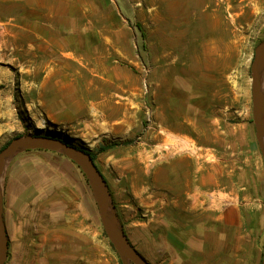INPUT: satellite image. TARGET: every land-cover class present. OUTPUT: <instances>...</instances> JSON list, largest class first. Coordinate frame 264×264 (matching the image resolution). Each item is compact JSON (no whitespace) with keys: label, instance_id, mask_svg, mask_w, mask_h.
<instances>
[{"label":"rangeland","instance_id":"1","mask_svg":"<svg viewBox=\"0 0 264 264\" xmlns=\"http://www.w3.org/2000/svg\"><path fill=\"white\" fill-rule=\"evenodd\" d=\"M80 30L79 84L61 92L40 83L44 69L33 78L5 63V82L24 81L31 95L16 88L14 100L0 101V151L16 137L48 135L97 153L114 222L151 264H180L181 237L194 226L212 241L206 264H261L264 131L259 140L252 65L264 41V0H80ZM76 72L70 68V78ZM261 84L264 92V70ZM128 139L133 143L98 152ZM195 151L227 164L225 199L240 211L227 213L221 234L216 218L224 212L193 223L187 212L164 209L172 198L158 193L167 184L178 187L180 157ZM0 187L7 226L13 236L29 233L31 249L44 248L46 223L57 214L65 221L59 214L77 204L80 264L112 258L134 264L118 254L86 174L63 153L19 152L8 160ZM46 245L42 255L52 264ZM21 249L12 245L16 256L6 264Z\"/></svg>","mask_w":264,"mask_h":264},{"label":"crops","instance_id":"2","mask_svg":"<svg viewBox=\"0 0 264 264\" xmlns=\"http://www.w3.org/2000/svg\"><path fill=\"white\" fill-rule=\"evenodd\" d=\"M80 36H82L80 0H0V101L14 100L16 88L22 90L23 97L27 98V94L31 95V92L26 93L24 81H21L19 86L15 78L5 82L3 67L6 62H11L16 68L29 70V75L33 78L39 77L41 75L39 70L44 69L43 80L40 83L51 85L53 91L61 92L63 86L67 88L71 84H79L82 47ZM70 68L77 70L76 81L74 77L70 78ZM32 84L36 85L37 82L32 81ZM17 94L20 98V94ZM179 161L178 187L174 182V185L167 184L158 190L161 196L172 198L168 204L163 205V208L187 212L189 221L193 223L198 220L207 223L213 219V212H224V218L223 216L216 218L220 221L217 225L221 234L223 226L226 227L223 224L228 223L227 213L240 211L238 206L230 209L228 198L225 199L230 195L226 162L217 157H204L198 151L180 157ZM45 197H49L48 193ZM223 197L226 203L223 202ZM72 203H75V200ZM59 215L65 216V221H59L57 214L46 223L48 226L44 227V243L43 246L41 245L44 248L38 250L33 247L31 249L33 243L29 242V233L21 232L19 236H15L14 233L13 236L7 226L9 260L13 253L15 255L12 245L19 244L26 251L22 252L21 249L17 252L19 256L15 258V255L12 259L15 264H46L48 257L44 258L42 254L46 252L49 247L46 244H48L52 248L51 261H59L60 264H80V233L82 232L80 205H73L66 214ZM204 228L212 229L210 226L207 228V225ZM37 229L42 231L40 226ZM181 239L180 244L185 246L180 249L183 254L179 259L180 264H206L207 253L212 251L210 245L212 241L206 233H202L197 226H194ZM36 253L37 256L32 259L31 257ZM90 256L91 254H87L84 257L88 260ZM53 262L52 264H56ZM94 264H101L100 260L97 259ZM109 264H116L115 258L110 259Z\"/></svg>","mask_w":264,"mask_h":264},{"label":"water","instance_id":"3","mask_svg":"<svg viewBox=\"0 0 264 264\" xmlns=\"http://www.w3.org/2000/svg\"><path fill=\"white\" fill-rule=\"evenodd\" d=\"M264 70V41L255 51L252 65V96L253 115L260 135L264 131V92L261 84V76ZM264 154V148L261 143ZM29 149H46L61 152L78 164L89 180L93 194L97 201L101 219L105 231L122 259L134 264H151L128 241L124 231L116 225L110 213V190L104 175L99 170L90 153L85 148H78L62 138L48 135H27L12 139L0 151V180L5 166L12 157L21 151ZM9 255V236L4 214V202L0 187V264H6ZM264 264V257L262 263Z\"/></svg>","mask_w":264,"mask_h":264},{"label":"trees","instance_id":"4","mask_svg":"<svg viewBox=\"0 0 264 264\" xmlns=\"http://www.w3.org/2000/svg\"><path fill=\"white\" fill-rule=\"evenodd\" d=\"M137 25L140 28V30L143 32V34L145 35L142 24H137ZM132 143H133V140H130V139L122 141V142H111L109 144H104V145L100 146V148L98 149V152L99 153L106 152V151H109L111 149H114L115 147H118L121 145H130ZM70 144H72V143H70ZM86 151L91 154L93 160L95 161L96 157H97V153L91 152L89 150H86Z\"/></svg>","mask_w":264,"mask_h":264},{"label":"bare ground","instance_id":"5","mask_svg":"<svg viewBox=\"0 0 264 264\" xmlns=\"http://www.w3.org/2000/svg\"><path fill=\"white\" fill-rule=\"evenodd\" d=\"M44 124H45L44 121H41L40 124H39V126L43 128L44 127Z\"/></svg>","mask_w":264,"mask_h":264}]
</instances>
